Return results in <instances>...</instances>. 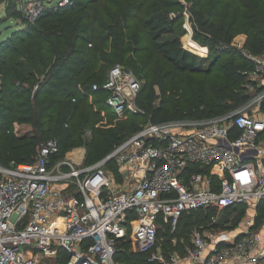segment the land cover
Returning <instances> with one entry per match:
<instances>
[{"label":"built area","instance_id":"obj_1","mask_svg":"<svg viewBox=\"0 0 264 264\" xmlns=\"http://www.w3.org/2000/svg\"><path fill=\"white\" fill-rule=\"evenodd\" d=\"M29 4L21 13L33 23L48 6ZM71 4L62 0L53 11ZM243 55L250 62L246 99L226 113L149 121L86 167L52 158L56 140L41 145L32 162L0 165V264H121L118 245L128 238L148 264H264L257 212L236 232L194 234L183 255L159 242L164 227L173 235L185 215L264 203V51ZM141 88L117 65L103 85L105 104L118 119L144 116Z\"/></svg>","mask_w":264,"mask_h":264},{"label":"trees","instance_id":"obj_2","mask_svg":"<svg viewBox=\"0 0 264 264\" xmlns=\"http://www.w3.org/2000/svg\"><path fill=\"white\" fill-rule=\"evenodd\" d=\"M186 1L193 2L190 12L196 30L225 44L244 34L249 37L252 53L264 51V0ZM72 2V7L57 12L47 9L34 23H25L0 43V165L32 162L37 148L54 138L59 149L67 147L77 138L71 124L78 118L84 126L94 129L90 154L92 159H99L140 130V120L161 123L174 120L181 112L199 118L215 116L245 101L243 71L250 67V62L241 58L243 61L225 63L221 77L204 73V60L183 48L169 19L170 11L183 9L180 0ZM15 7L14 2L9 12L23 18ZM144 36L148 47H140ZM149 50L153 52L148 53ZM156 56L160 59L154 63ZM117 65L146 80L137 98L144 116L130 114L126 121L115 122V114L105 104L108 92L103 85ZM175 72H180L181 78L204 74V92L212 95L203 92L196 96V101H189L186 96L183 109L173 106L166 95L157 103L156 87L163 88L164 82L175 79ZM96 84L98 91L93 89ZM193 106L200 107V115L192 111ZM102 111L107 112V124L113 125L105 131L95 129L104 119ZM15 123L33 128L29 150L25 151L29 161H25L14 135ZM240 207L222 212L232 213ZM202 214L185 215L173 235L188 241L191 228L203 222ZM130 247L129 238L118 245L117 262L148 264V255L133 252Z\"/></svg>","mask_w":264,"mask_h":264},{"label":"rangeland","instance_id":"obj_3","mask_svg":"<svg viewBox=\"0 0 264 264\" xmlns=\"http://www.w3.org/2000/svg\"><path fill=\"white\" fill-rule=\"evenodd\" d=\"M30 1H34V0H5L4 2L0 0V43L5 39L9 38L13 31L22 27L25 23L27 22L32 23V21L25 18L23 15H22L23 18L18 19L15 13L9 12V7L14 2L16 4L15 8L17 12L21 13V11H25L27 10V8H31L32 5L29 4ZM44 1L46 2L48 7H46L43 13L47 9L52 8L54 10L55 8H53L52 6L56 5L57 3H60V1L62 0H44ZM180 2L183 6V9L170 11L169 19L173 22L175 26L176 35H179L181 37V43L183 48L186 51L197 56L198 58L204 60L205 62V66L203 67L205 71L204 73L209 72L212 76L221 77L222 74L221 69L225 63L233 62V61L239 62L243 58H245L243 55L245 52L251 51L248 45L249 37L247 35L239 34L236 37H234V39L230 43L225 44L223 42L213 40L209 35H204L200 30H196L194 28L193 16L191 15L190 12V8L193 6V2L186 0H180ZM73 4L67 5L65 7L68 6L72 7ZM42 14H40V16ZM146 39H147L146 36L142 38L143 42L140 45V47L149 46V44H147L146 42ZM151 42L152 41H149V43ZM152 52H153L152 50H149L148 53H152ZM158 59H160V56H156V60L154 63H156ZM166 67L169 69L172 68L171 65L169 64H166ZM132 73L135 76V78L139 80L141 87H143L146 80H144L143 77H137L133 71ZM175 74H176L175 79L173 80L171 79L169 82H164L163 88L156 87V95L158 96V100L156 101L157 103H159V101H161L166 95V97L169 100H171L173 106L179 105V107L182 108L181 105L186 99L185 98L186 96L189 97V101H193V100L196 101V96L202 95L204 90L207 91L205 86V79L207 76H205L204 74L197 76H191L187 74L183 78H181L182 75L180 72L177 73L175 72ZM206 91L204 92V95H207ZM208 93H209L208 95H212V92H208ZM91 101H93L92 98ZM97 109L98 108H96V110ZM192 111H196L200 115L201 110L200 107L193 106ZM101 113L104 116V119L103 121H100L95 125V129L99 131H105L113 127V125L107 124V118H106L107 116H105L107 115L106 114L107 112L105 113L104 111H102ZM129 116H130L129 114L125 115L122 119H118L116 116L115 122L126 121ZM199 117L185 115L184 113L181 112L174 120H185V119L199 118ZM148 120L138 121V123L141 124L140 127L146 125L148 123ZM71 126L76 129L77 138L67 147L59 149V151L57 152L59 158L57 160L68 161L74 166L81 168L92 165L98 161H101L111 152V151L107 152L99 159H95V158L92 159L90 152L92 149L93 141L95 139L94 129L84 126L81 118H78L75 123L71 124ZM13 132L15 137L17 138V143L21 149V153H23L24 155L25 161H29L31 158L29 159V157L26 156L25 151L29 150L30 146L28 143H30L32 139L33 128L28 124L19 125L15 123L13 126ZM97 136L99 137V139L102 140L100 135L97 134ZM52 140H55V138ZM40 147L41 145L37 148V152L39 151ZM35 156L36 155H34L33 157ZM108 171L111 173L114 180L116 181V185H119V182L121 180V172L119 171V167L116 166L115 164H112L109 166ZM202 215L203 216H201V220H203V222L191 228V233L189 234L188 241L184 239L179 240L178 237L172 235L171 232L168 231L169 229L167 227H164V229L159 234V242L162 245V247L170 252H176L180 255H183L184 248L187 245L191 244L194 234L198 233L202 235H207V234H212V232H225V231H229L231 233L236 232L239 229H241V227L243 226V221L247 218H250L253 214L249 212L247 207L242 206L237 211L228 214H224L223 212H218V211H214V212L207 211L204 212V214ZM213 220L216 221L213 222ZM183 224L184 222L182 223V225ZM129 235L131 238L132 237L131 229ZM175 239H177L176 246L175 243L173 242L175 241ZM130 250L133 252L135 251L133 246L130 247Z\"/></svg>","mask_w":264,"mask_h":264},{"label":"crops","instance_id":"obj_4","mask_svg":"<svg viewBox=\"0 0 264 264\" xmlns=\"http://www.w3.org/2000/svg\"><path fill=\"white\" fill-rule=\"evenodd\" d=\"M240 206L247 207L249 212H251L253 215L256 212L259 214L260 218L258 219L257 230L259 231L260 239H261L260 246H261L262 249H264V203L257 204L255 202H252V203H248V204H244V205H240ZM179 264H189V263L187 261H182ZM226 264H244V262H242V261H240V262L234 261V262H229V263H226Z\"/></svg>","mask_w":264,"mask_h":264}]
</instances>
